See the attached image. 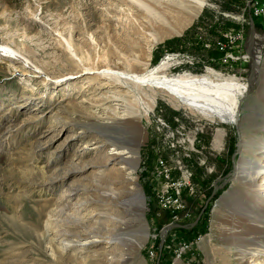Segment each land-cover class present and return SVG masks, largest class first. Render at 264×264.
Listing matches in <instances>:
<instances>
[{
  "label": "rangeland",
  "instance_id": "1",
  "mask_svg": "<svg viewBox=\"0 0 264 264\" xmlns=\"http://www.w3.org/2000/svg\"><path fill=\"white\" fill-rule=\"evenodd\" d=\"M170 15L169 10L162 18L170 17L173 23L165 33L160 28L153 30L144 11L125 0H0V44L6 42L20 50L14 60L0 55V264H124L126 259H130L126 264H158V256L150 252L156 254L152 246L159 247L160 230L171 222L170 215L149 196L156 186L157 171L163 167L159 158L166 160L173 174L191 173L197 188L185 193V199L191 221L199 215V227L196 224L187 233L175 227L164 241L172 247L180 238H192L197 230L203 235L195 255L182 264H240L238 252L247 237H264L249 226L263 213L250 205L240 179L250 162L243 164L242 173H236L239 159H253V149L264 141V29L260 25L252 44V49L261 53L258 84L243 100L240 126L246 143L239 152L238 122L211 120L177 107L162 92L154 104L138 100L136 107L142 115L138 127L113 125L109 129L100 125L106 119L96 108L112 100L121 111L124 99L136 104L134 93L142 95L143 90L135 92L127 84L96 76L97 70H83L84 62L74 46L67 48L69 39L79 46L81 55L99 60L101 69L128 67L127 57H137L142 69L145 60L153 66L169 56L173 73L201 75L213 69L249 81L253 57L247 50L249 65L242 72L218 62L221 49L205 46V39L210 38L221 44L223 29L238 26L240 17L249 15L243 0H207L190 20L181 15L176 22ZM245 27L249 29V24ZM70 56L80 68L70 63ZM148 107L150 111L145 113ZM218 127L226 132L220 149L214 145ZM108 139L134 148L133 183L126 181L120 168L124 165L112 154L115 147L106 142L102 145L101 140ZM69 163L71 174L61 182ZM261 163L264 165V153ZM50 177L54 181L48 180ZM263 181L264 175H259L257 182ZM137 183L147 197L149 231L143 221L137 224L136 211L123 212L119 220L121 238L126 243L132 238L130 245L136 240L135 249L121 241L93 237L106 236L105 226L114 227L109 215H101L112 209L111 196L120 210L122 204L135 205ZM69 185L80 190L71 202L87 205L86 218L72 224L74 233L82 232L80 227L86 225L79 238L98 239L87 248L61 250V237L47 231V222L53 224L55 208L66 198ZM155 212L160 213L158 217H153ZM65 218V214L59 215V219ZM141 228L142 237L136 234ZM261 258L256 255L250 264L260 263Z\"/></svg>",
  "mask_w": 264,
  "mask_h": 264
},
{
  "label": "bare ground",
  "instance_id": "2",
  "mask_svg": "<svg viewBox=\"0 0 264 264\" xmlns=\"http://www.w3.org/2000/svg\"><path fill=\"white\" fill-rule=\"evenodd\" d=\"M125 1L129 2L131 6L137 7L138 10L144 11V14L147 17V19L150 21L153 27V30L160 28L161 30H164L165 33H168L169 30H171V26L173 25L170 17H169V20L162 19L164 17H167L166 16L167 11L170 10V14H171L170 16L173 18H176L175 20L176 22L180 21L179 17L181 15L189 18L190 20L193 17H195L200 12V10L207 4V0H125ZM57 31L60 33L59 29H57ZM254 40L250 41L249 35H248L247 43H246V50L250 54V56L253 57L252 58L253 70H252V74H251L249 81H243L237 76H234V75L228 76L218 71H215L213 69H209L208 71H206V73H203L201 75H193L189 72L173 73L170 70V68L173 65V61H171V58L169 56L168 58L162 59V61H160L159 63L153 66H151L149 60L148 61L145 60L144 64H141L142 66L144 65L142 69H140V64H139L137 57L136 58L127 57L126 59L129 64H128V67H124L123 69L121 65L119 66L120 68H113L112 66H107L106 68L101 69L103 67H100L102 63L100 64L99 60L98 62H95L94 58L90 54L87 57H85V55L84 56L81 55V53H79L80 51L79 46L72 44L69 39L67 40V48L72 49L74 46V51L80 57V59L83 60L84 62L83 70L84 68H86L85 70H89V71L97 70L96 76L98 77H101V78L104 77L106 79H110L120 84H127L132 89H134L135 92L137 90H140L142 92L143 90L142 95L141 93H138V92L134 93L135 94L134 97L137 100L136 104H134V102H136L134 101L135 99H133L134 101L133 103L130 102L129 100L124 99V102H123L124 104L120 105L121 107H123L121 111H119L120 109H118L117 107L118 105H114L112 100L111 102L107 101L106 103L108 104L107 106L103 105V107L101 106L102 108L101 107L96 108L95 110L96 113H98L99 115H103V117L105 116L104 119L106 120L100 124L104 126L105 128L112 129L111 127H113V125L115 126L122 125L123 128L138 127V125L141 122L140 119L142 118L140 111L136 107L138 103L140 101L145 103L146 102L145 100H151L152 104H154L157 100L158 94L162 92L163 96L164 95L165 97L167 96L168 101L177 107L178 106L186 107L190 109L192 112L201 113L211 120L218 118L222 121H228L231 123L238 122L239 128H240V136H242L241 148H243V144L246 143L245 141L246 136L240 126L242 104L246 96L250 94L252 91H254L253 89L257 87V84H258L257 83V80H258L257 79V76H258L257 68H258V65L261 59V53L258 50L256 51L254 48L252 49V44ZM215 49H221V48H215ZM15 52L20 53V50L16 47L15 48L12 47L6 42H4V44H0V55L1 56L3 55L2 58L7 56V57L13 58L14 60L15 57L17 58L19 56V55L15 56L16 55ZM27 60L31 61V59L29 58H27ZM69 61L70 63L75 64L77 66L76 68H80V66L77 64V62L72 56L69 57ZM248 65H249V62H248ZM149 92H152V93H149ZM143 93L145 94L144 95L145 97L143 96ZM119 97L120 96H118V98ZM110 98L111 97H107V99H110ZM149 111L150 109L148 107L145 113H148ZM263 126H264V123H263ZM261 130L262 129H260V131ZM225 135H226L225 129L218 127L216 131L215 139H214V145L216 146V148L220 149L223 147ZM101 142L103 146L107 143L115 147V148H112L113 150L112 154L116 156L117 160H119L118 163H122L124 165V167L122 166L120 168H123V172L125 176L127 177L126 181H128V183H133V180H134L133 174L136 169V164H135L136 160L133 157V153H135L134 148L132 147L126 148V146L120 145L117 141H114L111 139H108L107 141L101 140ZM253 152H254L253 159H250L247 161L245 160L244 157L239 159V161L236 164V173H240V172L242 173L243 164L250 162L249 168L245 169L244 174L241 176L240 179H242L243 184L246 185L245 187L246 198L251 203L250 205L253 206L254 210H257V211L259 210L260 212L263 213L262 218L259 217L258 221L249 223V226L251 229H255L257 231L256 234L261 233L264 236V189H263L264 181L262 183L257 182V177L262 174L264 175V165H262L261 163L263 153H264V141L263 140H260L259 146L253 149ZM58 157L59 156H57L56 158ZM70 161H73V160L70 159ZM71 163L67 165L68 167L66 168L64 167L65 170H64V174H61V182H64L66 180V177L71 174V170L73 169V168H69L72 166ZM116 178L117 179L119 178L117 174H116ZM54 179L55 178H51V177L48 178V180H51V181H54ZM138 185L139 184L137 183L136 186ZM73 187L74 186L69 185L67 188V192L65 193L66 198L61 199L58 202L57 207L55 208L56 209L54 212L55 214L53 213L55 216V219L53 220V224L49 221L47 222L48 228H49V230L47 231L48 232L53 231L54 234L58 233V235L61 237L60 244H59L60 245L59 247L61 248V250L69 249V248L71 249L73 247H77V248L80 247L83 249L85 247L86 248L89 247L92 243L98 241V239H95V238L91 239L90 237H87L85 239L79 238V236L82 235L81 233L87 230L86 225H82V226L80 225L81 226L80 230L82 232L76 231L77 232V233L75 232L76 234L74 233L75 229L74 230L72 229L73 228L72 224H74V221L81 222L80 220H82L83 218H86V213L84 212V209L87 208V205L85 202H81L78 204L77 203L74 204L71 202L72 196L77 194L76 192L80 191L78 188L77 190L79 191L75 190ZM138 188L139 189L136 190L135 192V198H136L135 205L136 206L132 202H128L127 204H122L123 208H121L120 210L119 208H117L118 201L113 199L112 196L110 197L112 199L111 200L112 209H109V211L107 210L108 212L105 211V213L101 212V215L103 214L104 218H105V215H109L110 218H112L113 220L112 225L114 227L110 228L108 226L107 227L105 226V232L107 233L106 236L96 234L93 237H98V238L102 237L103 239L106 238L108 242H111V243L121 241L124 244H126L128 249H132V250L135 249V247L138 245V243H136V240L133 242L132 245H130L129 243L131 242L132 238L127 240L128 243H126V240H123L121 238V234L123 230L121 229V226L119 225L120 223L119 220L123 218V212L135 213L136 211L137 224H140V222L143 221L145 225L147 226L145 220L141 218V214H139L140 213L139 211H142L140 206L143 204V201L139 200V197H137L136 195L137 191L142 190L140 185ZM114 191L116 190H113L112 192ZM129 193L132 194L133 192L129 190ZM114 195H117V193H114ZM61 213L66 215L65 219H59V215ZM85 221L87 222V220ZM178 227L186 228L187 226L179 224ZM71 229L73 230V232ZM168 231L169 230H167V232ZM136 234L142 237L143 235L142 228H141V232L140 233L137 232ZM58 235L55 237H59ZM71 236L74 238L76 237L77 238L74 239ZM258 237L256 236L247 237L245 244L241 246L242 249L239 250L238 252L239 253L238 256L241 257L240 258L241 263L239 262L240 264H250L252 259L258 254L262 256L261 262L258 264H264V237L260 238L262 241H259V242L257 241V240H260ZM164 246H165V242H164L163 247ZM50 248L52 249V247ZM52 251H54L55 253V249ZM128 261H130V259H126L125 263H127Z\"/></svg>",
  "mask_w": 264,
  "mask_h": 264
},
{
  "label": "built area",
  "instance_id": "3",
  "mask_svg": "<svg viewBox=\"0 0 264 264\" xmlns=\"http://www.w3.org/2000/svg\"><path fill=\"white\" fill-rule=\"evenodd\" d=\"M243 1L245 8L248 10V14L251 13L254 19H256V26L260 25L264 29V24H262L264 0ZM240 20L241 22L238 26L223 29L221 32V44H214V39L210 38L205 39V46L208 49L212 47L221 48V56H219L218 62L226 66L234 65L243 72V69H247L245 65H248L249 60V56L246 52L249 29L245 27V24H249V15L247 17H240ZM207 67L206 65V68ZM158 160H163V167L157 171L156 186L149 195L150 200L156 201L161 210H165L169 213L171 218L170 223L186 224L188 228H181L178 230L179 232L182 231L187 233L194 226L193 223L195 221H191L192 215L188 211V203L185 199V193H194L197 190L195 183L192 181V174L185 171L181 172V174H173L172 167L168 166L166 160L163 158H159ZM197 225V227H199V222ZM172 229L173 228L169 229V231ZM203 239V235L197 230V232H193L192 238H180L172 247L169 246V243H166L164 247L160 248L159 246L156 248V254H154L152 250L150 254L158 256V264H182V262H187L185 259H189L195 255L194 249L200 246L199 244Z\"/></svg>",
  "mask_w": 264,
  "mask_h": 264
},
{
  "label": "water",
  "instance_id": "4",
  "mask_svg": "<svg viewBox=\"0 0 264 264\" xmlns=\"http://www.w3.org/2000/svg\"><path fill=\"white\" fill-rule=\"evenodd\" d=\"M256 31H257L256 22H255V19H254L253 15L250 13L249 14V40L250 41H252V40L255 39ZM249 74H251V69H250V73ZM237 130H238V133H239V143H238V148H237V151L236 152H239L240 149H241V136H240V128H239V124L238 123H237ZM231 174L233 175V173H231ZM137 189H138V187H137ZM136 195H137V197H139V200H142L143 201V204L144 205L142 204L143 206L142 205L140 206V208H141L142 211H139L140 212L139 214H141V218H143L145 220V222L147 224V228L149 230V225H148V222L146 220V214H145V210L147 208V205H146L147 204V201H146V198L147 197H146L145 192L143 191V188H142L141 191H137V194ZM198 222H199V215H198V218L194 221L193 225L195 226ZM178 225L179 224L169 223V224L164 225L161 228V230H160V248H162L163 245H164V241L166 239L167 230H169L171 228L178 227ZM124 264H126V263H124Z\"/></svg>",
  "mask_w": 264,
  "mask_h": 264
},
{
  "label": "trees",
  "instance_id": "5",
  "mask_svg": "<svg viewBox=\"0 0 264 264\" xmlns=\"http://www.w3.org/2000/svg\"><path fill=\"white\" fill-rule=\"evenodd\" d=\"M255 22H256V19H255ZM257 25H258V23H257ZM217 53H218V52H217ZM150 194H151V193H149V195H150ZM166 212H167V211H166ZM167 213H168V212H167ZM157 214H158V213H156V212L153 213V217H158ZM168 214H169V213H168ZM155 245H158V244H155ZM152 248H155V249H156V248H158V246H156V247H155V246H154V247L152 246ZM146 253H147V252H146ZM147 254H148V253H147Z\"/></svg>",
  "mask_w": 264,
  "mask_h": 264
}]
</instances>
